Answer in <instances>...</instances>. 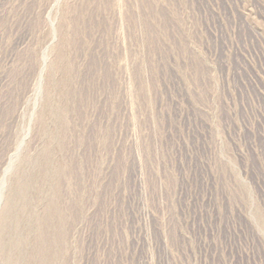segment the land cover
<instances>
[{"label": "rangeland", "instance_id": "1", "mask_svg": "<svg viewBox=\"0 0 264 264\" xmlns=\"http://www.w3.org/2000/svg\"><path fill=\"white\" fill-rule=\"evenodd\" d=\"M0 264H264V0H0Z\"/></svg>", "mask_w": 264, "mask_h": 264}]
</instances>
